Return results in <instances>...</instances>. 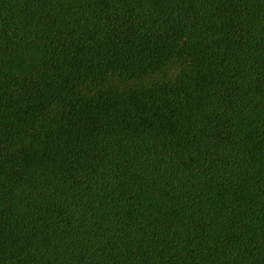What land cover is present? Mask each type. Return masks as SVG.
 Returning <instances> with one entry per match:
<instances>
[{
  "label": "trees",
  "instance_id": "trees-1",
  "mask_svg": "<svg viewBox=\"0 0 264 264\" xmlns=\"http://www.w3.org/2000/svg\"><path fill=\"white\" fill-rule=\"evenodd\" d=\"M0 264H264V0H0Z\"/></svg>",
  "mask_w": 264,
  "mask_h": 264
}]
</instances>
